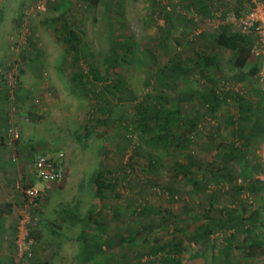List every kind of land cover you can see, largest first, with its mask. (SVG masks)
<instances>
[{
  "label": "rangeland",
  "instance_id": "rangeland-1",
  "mask_svg": "<svg viewBox=\"0 0 264 264\" xmlns=\"http://www.w3.org/2000/svg\"><path fill=\"white\" fill-rule=\"evenodd\" d=\"M164 1L169 11L158 0H0L2 87L9 76L25 82L26 72L24 90L35 94L33 104L40 97L57 104L56 121L35 110L42 123L29 133L38 153H61L71 170L68 188L53 191L48 205L60 199L57 213L63 216L73 209L74 191L84 188L83 213L74 208L82 218L80 244L58 246L54 253L51 244L36 243L44 256H73L74 264H163L169 253L158 247L174 241L183 248L178 264H264V115L259 113L258 125L263 135L244 156L250 177L244 178L234 162L229 170L222 161L239 143L233 131L258 115L264 60L250 56L241 74L230 73V52L207 37L223 25L239 30L253 2L264 0ZM63 27L79 36L77 51L68 49ZM198 55L214 57L217 66L199 71ZM174 56L190 60L192 68L163 88L158 69ZM113 57L118 63L108 68ZM32 62H38V69L29 67ZM52 79L60 92L49 85ZM210 89L223 97L214 112L202 103L201 94ZM147 94H163L165 107H178L179 120L171 126L183 139L178 148L155 145L134 121L135 104ZM236 94L248 102V119L240 118L232 98ZM188 122H195L191 132ZM79 172L83 176L77 182ZM97 175L111 185L99 196L91 182ZM32 179L37 187L47 185ZM209 220L229 227H215L202 239L199 226ZM42 263L50 264L48 257Z\"/></svg>",
  "mask_w": 264,
  "mask_h": 264
},
{
  "label": "crops",
  "instance_id": "crops-1",
  "mask_svg": "<svg viewBox=\"0 0 264 264\" xmlns=\"http://www.w3.org/2000/svg\"><path fill=\"white\" fill-rule=\"evenodd\" d=\"M29 67L38 69V62H32ZM23 75H25V82L20 80V84L17 83L18 92L14 95L13 103L11 104L9 103L7 94H5L6 87L4 89L0 82V264H14V237L18 212L22 203V191L19 185L27 183L28 181L34 185L30 169L32 160L38 152L36 149L37 145L29 141L31 139L29 133L33 126L42 123L37 122L35 110L39 109L42 115L53 116V119H56L53 110H56L55 107L57 106L55 105L57 104H54V100L48 98L49 106V104H46L47 101H42L40 97L41 100L35 106L31 99V96L35 94L28 92L29 90H24L27 89L26 83H28L29 76L26 72ZM54 80L52 79L49 85H52L55 89L57 88L56 90L60 92L62 87L56 83L57 80ZM4 86H8V84L4 82ZM32 86L38 88L39 83L37 85L32 84ZM32 86H29V89ZM10 106H13L14 110ZM12 128H17L20 133V139L16 142L15 147L18 153L17 161H12V149L6 144ZM62 164L65 169V176L60 184H47L44 188L36 186L39 189H43L42 191L43 195L46 196V201L44 200L45 203L36 212L38 226L33 232V236L39 245L51 244L54 253L58 252V246L64 245L67 247L74 243L80 244L82 240V218L76 212L80 211V214H82V208L85 209L83 207V197L80 196L84 188L74 191L70 201L73 209L70 208L63 216L57 213V208L62 204L60 199L58 200L57 198L53 205H48L49 197L53 191H60L69 186L67 182L71 170L66 160ZM82 176V172L74 174L77 182L82 181ZM94 179L95 177L92 176L91 182H94ZM76 186L79 189L81 187L80 183H77ZM92 190L95 192V187ZM75 207L79 209L76 212L74 211ZM48 237L49 239H47ZM112 244H114L113 241ZM53 256L52 254L50 256H44L42 251L38 250L32 260V264H39L43 257H48V263L50 262V264H58L59 261H64L66 264H74L73 261L75 258L73 256L69 257L65 255L64 258H56L57 255ZM75 257L78 260L80 258L79 256Z\"/></svg>",
  "mask_w": 264,
  "mask_h": 264
},
{
  "label": "trees",
  "instance_id": "trees-1",
  "mask_svg": "<svg viewBox=\"0 0 264 264\" xmlns=\"http://www.w3.org/2000/svg\"><path fill=\"white\" fill-rule=\"evenodd\" d=\"M204 3L205 2H203L201 7L205 11L206 4L204 5ZM62 31L64 35V42L67 44L68 49L71 51H77L79 47L78 45L80 43L79 36L66 27H63ZM204 36L205 34H199V38H204ZM207 37L210 38L217 48L230 52V73L241 74L251 56V48L255 39L254 36L252 34L242 33L240 30L232 32L228 25H223L219 28L217 34H210ZM198 59L201 63V67L199 69L201 72H203V70L208 67L217 66V63L215 62L216 60L212 56L198 55ZM117 63V58L113 57L109 60V63L106 62V66L110 68ZM191 68L192 64L190 60L187 59L183 61L174 56L172 60H170V63L158 69V81L164 88L169 79H178L179 77L186 75V71L191 70ZM7 81L8 80L5 78L4 82L7 83ZM5 87V94L8 96L9 87ZM17 88L18 87L16 86L15 94L18 90ZM225 95L226 97H231L227 93ZM164 96L165 95L163 94L158 96L147 94L144 96V98L135 104L136 119L134 121L140 125V129L143 134L150 133L152 135V141L155 145L165 148L169 146V144H172L175 148H178L183 139L173 131L171 126L173 124V120H179L180 112L177 110L178 107L174 109L165 107L163 102L165 100ZM201 97L203 98L202 103H204L209 108L210 112H214L218 107L219 102L223 99V97L219 96L214 89H210L209 94L207 95L201 94ZM232 98L237 104L241 120L248 119L249 117L247 113L250 112V109L248 108V102L237 94ZM263 102L264 98H262V100H260L258 103V109L256 110V112L258 111V115L254 118L252 123L240 128H236L233 131L234 136L236 140L239 141V143L237 146L231 147L229 152L224 154V158L222 159V161L226 163L229 170V165L234 162L240 169V172L243 174L244 178L250 177V173L248 172L247 166L244 163V156L247 152H249L253 141L261 138L263 135L262 126H258L260 120L259 113L264 115ZM187 127L191 132V130L195 128V122H188ZM134 154L135 152H131L129 156L130 160L133 158ZM180 168L186 170V172L189 171L187 170V166H180ZM237 174H239V172ZM93 184L95 187L94 193L96 196H99L102 190L108 191L111 189V185H105L103 180L98 175L95 177ZM196 184L197 182H192V186ZM250 190L257 193L256 188L252 186H250ZM168 192L170 194L172 193L170 190H168ZM259 212L260 209L255 210L254 213L257 214ZM209 221L210 222L205 226H199L198 236H201L202 239L208 238L213 233V228L215 227H219L221 229H226L229 227L227 224H224L221 221ZM231 238H233V236H231ZM158 249L166 250L169 253V258H166L163 261V264H178L177 255L183 251L181 244L174 241L165 242L160 247H158Z\"/></svg>",
  "mask_w": 264,
  "mask_h": 264
},
{
  "label": "built area",
  "instance_id": "built-area-1",
  "mask_svg": "<svg viewBox=\"0 0 264 264\" xmlns=\"http://www.w3.org/2000/svg\"><path fill=\"white\" fill-rule=\"evenodd\" d=\"M158 1L164 5L166 11L170 10L168 2L164 0ZM238 26L242 33L252 34L255 38L251 48V56L264 60V1L253 2L252 6L239 20ZM7 80L9 87L8 100L11 102L15 95L17 78L9 76ZM18 140L19 132L17 128H12L6 144L12 149L13 161L17 157V149L15 147ZM30 171L32 176L42 183L60 184L65 176L62 154L58 153L56 156H47L42 153L36 154L32 160ZM126 173H130V169H127ZM19 187L22 191V203L18 212L14 237V264H31L36 251V240L33 236V232L38 226L36 212L42 207L44 195L40 189L30 184L29 181L19 185ZM164 196L168 197L169 195L164 192Z\"/></svg>",
  "mask_w": 264,
  "mask_h": 264
}]
</instances>
